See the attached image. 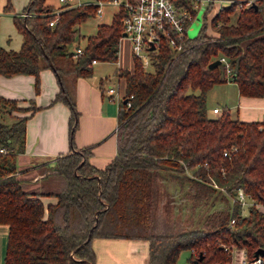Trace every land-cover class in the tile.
<instances>
[{
	"label": "trees",
	"instance_id": "obj_1",
	"mask_svg": "<svg viewBox=\"0 0 264 264\" xmlns=\"http://www.w3.org/2000/svg\"><path fill=\"white\" fill-rule=\"evenodd\" d=\"M245 1L220 3L206 17L208 2L196 34L178 51L161 38L147 65L131 56L130 71L115 70L124 93L115 153L101 168L89 163V145L76 150L72 143L74 81L91 74L92 59L116 60L122 10L97 23L75 55L69 44L76 25L94 15V4L60 5L52 25L45 0H27L24 13L12 15L21 42L16 50L0 47V74H31L36 92L39 71L52 70L58 89L51 102L69 110L70 151L20 178L15 159L28 115L11 114L16 100L0 95L2 264H93L92 237L143 238L147 264H173L182 249L189 251L186 264H228L232 248L250 260L264 249V211L255 206H264V117L239 120L226 109L208 116L205 106L207 89L226 79L240 95L264 94V0ZM178 2L194 16L188 0ZM220 56L225 62L207 67ZM31 181L36 185L26 188ZM238 188L253 199L245 214L231 200ZM43 196L54 201L44 204Z\"/></svg>",
	"mask_w": 264,
	"mask_h": 264
},
{
	"label": "crops",
	"instance_id": "obj_2",
	"mask_svg": "<svg viewBox=\"0 0 264 264\" xmlns=\"http://www.w3.org/2000/svg\"><path fill=\"white\" fill-rule=\"evenodd\" d=\"M6 2L7 0H0V47L16 50L20 45L21 35L13 24L12 15L23 14L27 0H8L9 8H4ZM45 2L51 5L53 10L61 5L58 0ZM83 43L84 37L81 44L75 43L69 48L81 46ZM117 47L116 60L105 62L114 65L111 74L117 78V83L120 81V87H114L109 81V76L97 66L91 68L89 76H78L74 81L73 100L77 123L72 134V143L76 150L89 145L88 161L97 168L103 167L115 153L117 106L124 93L123 79L115 70L132 69L129 40L120 36ZM97 61L92 62V66ZM38 78L39 86L35 92L31 74H0L1 96L15 99L19 105L32 104L37 107L33 111L25 110L22 113L28 116L24 122L23 151L18 153L15 159L20 178L32 176L31 173L36 171V164L70 151L68 107L59 100L51 102L58 89L55 75L50 68H42ZM108 86L113 87L112 92L107 91ZM226 110L231 117L239 120H261L264 117V94L240 95L236 89L234 111L230 112L229 108ZM35 185L36 182L31 181L27 183L26 188ZM41 199L44 204L54 201L52 196H43ZM260 209L264 211V206H260ZM6 234L7 225L0 223V264L5 250ZM90 247L94 254L93 264H147V241L143 238L92 237ZM236 250L237 253L240 252V249Z\"/></svg>",
	"mask_w": 264,
	"mask_h": 264
},
{
	"label": "built area",
	"instance_id": "obj_3",
	"mask_svg": "<svg viewBox=\"0 0 264 264\" xmlns=\"http://www.w3.org/2000/svg\"><path fill=\"white\" fill-rule=\"evenodd\" d=\"M221 1L188 0L195 10L200 2L204 4V8L208 2H211V11L216 10ZM58 2L64 7L94 4V14L97 15L101 13L102 5L106 3L115 5L116 9H121V32H124V35L120 34V36L129 40L131 56L139 58L143 65L148 64L149 51L157 46L161 38L166 39L168 46L173 51H178L186 36V26L193 17L189 9L178 0H58ZM249 2L250 0L245 1L246 4ZM240 4L241 2L237 3L238 6ZM58 10L54 9L51 12L53 17L47 21V24L52 25L55 22ZM150 44H152V48L149 49ZM71 50L74 55L78 54L81 52V46L75 45ZM219 60L225 62L222 56L219 57ZM94 61L92 59L91 63ZM107 91L112 92L113 87L108 86ZM217 111L218 108H211V112ZM222 154L225 155V151ZM231 200L238 201L240 207L253 203V199L249 198L240 188L237 189ZM261 261L262 256L260 255L248 260L242 249L237 253V250L232 248L228 264H259Z\"/></svg>",
	"mask_w": 264,
	"mask_h": 264
},
{
	"label": "rangeland",
	"instance_id": "obj_4",
	"mask_svg": "<svg viewBox=\"0 0 264 264\" xmlns=\"http://www.w3.org/2000/svg\"><path fill=\"white\" fill-rule=\"evenodd\" d=\"M222 4L226 3V0L221 1ZM204 10V4L200 2V5L196 8L194 16L191 18V20L188 22L185 33L186 36L191 37L194 36L199 29L201 25V18H202V12ZM116 11V6L110 3H106L102 5V11L99 15L94 14L93 16H90L86 18L84 21H81L76 25V37L71 42L69 46H73L75 43L81 44L83 41V37H85L88 34H91L94 32L95 25L97 23H107L110 20L111 14ZM212 11H209L206 14V17L210 15ZM207 32L211 33V29H206ZM100 68L109 76L110 83L116 87L119 85L120 87V81L117 78L113 76L112 70H113V64L110 62L105 61H97L96 64H94L92 67ZM149 68V67H148ZM235 90L236 86L234 83L228 79L222 82H216L213 83L205 92V106H206V113L208 116H213L215 113L211 112V107H216L221 111L222 109H228L230 112L234 111V105H235ZM198 89L194 88L192 89V92H197ZM15 106L17 109H12L11 114L13 115H22L23 111H25L29 105H19L15 103ZM34 175L35 173L32 172L31 175ZM248 204H244L243 207H240V211L242 214L246 213ZM258 208H260L259 204H255ZM188 256V250L182 249L179 251L177 258L173 264H184L186 262V258Z\"/></svg>",
	"mask_w": 264,
	"mask_h": 264
},
{
	"label": "water",
	"instance_id": "obj_5",
	"mask_svg": "<svg viewBox=\"0 0 264 264\" xmlns=\"http://www.w3.org/2000/svg\"><path fill=\"white\" fill-rule=\"evenodd\" d=\"M121 35H124V32H121ZM148 48H149V49L152 48V44H150V45L148 46ZM219 61H220L219 58H215V59H213V60H211L210 62L207 63V67H211V66L215 65V64L219 63ZM122 101L125 102V101H126V98H123ZM258 255H260V256H264V249H263V248H261V247H257V248L253 251V257H256V256H258Z\"/></svg>",
	"mask_w": 264,
	"mask_h": 264
}]
</instances>
